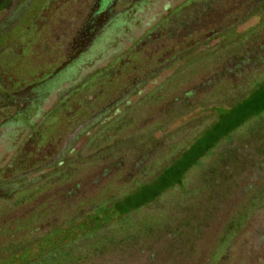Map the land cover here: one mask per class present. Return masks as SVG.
Wrapping results in <instances>:
<instances>
[{"label":"trees","instance_id":"obj_1","mask_svg":"<svg viewBox=\"0 0 264 264\" xmlns=\"http://www.w3.org/2000/svg\"><path fill=\"white\" fill-rule=\"evenodd\" d=\"M155 1L0 0V127L16 120L28 131V142L41 143L40 148L33 145L28 152L16 150L0 167V236L7 237L0 240V261L34 248L46 238L34 256L20 264H130V251L138 245L142 247L140 255L152 259L155 250L144 253L150 244V237L143 232L147 225L118 234L117 221L130 210L116 206L119 198L144 185L156 163L162 168L151 175L153 179L175 160L189 158L200 141L206 142L202 155L207 153L246 121L239 119L246 112H263L257 101L264 98V80L252 81L251 87L241 92L229 91L223 101L211 93V87L219 86L223 92L232 89L234 83L225 86V79L232 80L244 63L250 67L254 57L263 60L264 42L257 43L251 57L255 36H248L246 48L240 38L243 34L236 31L246 17L263 11L264 0H184L157 22L155 36L140 44L130 61L123 62L126 67L121 74L110 64L102 73L84 77L63 99L81 86L93 89L92 96L79 98L65 122L48 119L53 118L55 105L45 111V100L96 57L103 56L114 39L127 34L138 14L145 13ZM246 9L248 15H240ZM213 37L218 41L211 44ZM173 66L172 74L155 87L152 108L141 99L128 107L132 94L139 93L159 71ZM99 84L104 93L98 94ZM162 85L169 88L164 90ZM196 93H204L203 98H195ZM221 108L234 110L222 114L227 119H214ZM196 109L206 114L178 123ZM112 110L119 114L110 119L106 115ZM234 114L238 119H231ZM42 123L58 132L55 143L40 133ZM240 150L231 153L238 156ZM89 163L102 165L83 167ZM125 163L127 168H123ZM210 171L203 177L209 182L213 176L211 184L202 186L222 188L228 179L226 171ZM107 188H114L116 194L104 193ZM215 193L212 189L195 198L202 213L196 215L197 227L216 218L212 216L219 205ZM247 200V204L255 203L251 196ZM178 211L176 206L173 212ZM101 212H106L107 220L96 223ZM193 215L184 219V225L191 226ZM232 223L226 226L231 228ZM70 226L83 229L75 232ZM62 230L66 232L61 234ZM44 254H49L47 259Z\"/></svg>","mask_w":264,"mask_h":264},{"label":"rangeland","instance_id":"obj_2","mask_svg":"<svg viewBox=\"0 0 264 264\" xmlns=\"http://www.w3.org/2000/svg\"><path fill=\"white\" fill-rule=\"evenodd\" d=\"M183 1L157 0L145 13L138 14L135 25L127 34L123 33L121 36L116 37L103 56L96 57L83 70L78 71L71 82L61 84L45 100L43 103L45 111L50 110L55 105L54 116L48 119H58L65 122L66 119L64 117L77 106L78 99L90 97L93 93V89L81 86L79 90L63 99L65 95H68L70 89L84 77L92 76L98 71L102 73L110 64L113 65L115 71L120 73L122 67H126L123 62L132 59V54L139 48V45L146 43L155 36L153 29L157 22L166 15L170 8L181 4ZM117 7L119 8V6ZM247 11L249 10L241 11L240 15H248ZM236 32L243 34L240 38L246 48H249L247 46L248 36H255L256 39L251 44V52H249L250 56L253 57L252 53L255 52L257 43L264 42V9L256 15L246 17L237 26ZM149 33L152 35L151 37L146 35ZM217 41L218 39L213 37L211 44ZM251 61L249 63L251 68L244 63L239 71L240 73L238 72L232 80L228 77L225 79L226 81H223V85L226 83L225 86L228 87L231 82L234 83L235 86L232 89L229 88V90L223 92V88L214 85L211 87V93L216 94L219 97L218 99L223 101L225 96L229 95V91L230 93L241 92L250 88L252 81L263 82L264 54L263 60H258L254 57V60ZM174 68L175 66L161 70L155 78L147 81L141 87L139 93L132 94L129 97L128 107H132L141 99L140 101H144L147 108H152V99H154L152 96L154 95L155 87L165 81L172 74L171 72ZM98 87L100 89L98 94L105 92L102 84H99ZM161 88L164 89V86L162 85ZM121 90L116 91V93L119 94ZM261 90L264 91V84ZM61 91L63 93H60ZM158 93H155V96ZM203 95L204 93H196L194 97L201 99ZM156 101L160 102L158 99ZM222 106L226 107L227 105ZM257 107L264 110V98L257 101ZM117 108L121 109V106ZM131 112H134L133 108ZM205 112L202 109H196L194 112L179 118L181 120L178 123L187 119L202 117L206 114ZM221 112L224 113L225 111ZM252 113L246 112L245 117L248 118ZM117 114L119 113H115L112 110L106 116L113 119ZM33 120L37 122L40 119ZM203 120L208 122L209 119ZM51 123L53 122L51 121ZM49 126L50 124L45 127V124L42 123L40 133L53 143L56 141L58 132L54 129L52 130ZM27 133L28 131L22 129L20 124H16V120L0 127V167L5 166L16 150L24 149L28 152L33 145L38 147L41 145L40 140H36L33 143L28 142L25 139ZM81 143L82 140L77 143V146H80ZM205 143L200 141L197 147L192 149L193 151L189 158L184 157L175 160L160 176L153 179L151 175L156 174L162 168V164L156 163L151 167L147 176L148 181L144 185L139 186L137 191L130 193V195L119 198L121 200L116 206L123 211L129 208L130 210L118 219V234H122L125 231L141 230V226L145 224L147 227L143 229V232H146L145 234L150 237V244L146 245L148 248L146 250L148 251H144V253L150 254V250H155V255L150 259L147 254L140 255L139 249L142 247L138 245L135 247L138 248L137 250L131 249L132 251H130L132 253V255H129L130 264H264V115L262 119H246L228 137L222 138L204 156V154L202 155V144ZM42 147H44L43 144ZM239 147L241 148L240 155L238 154V156H241L240 162L237 160L238 156H234L231 153L232 150L239 149ZM174 155L178 156L177 151ZM199 157L202 159L199 163H196L200 159ZM194 163L196 164L194 165ZM238 164L239 166H236ZM101 165V163H96L95 165L89 163L84 164L83 167L92 169L99 168ZM127 166L128 163H125L123 168H127ZM213 169L220 172L226 171L224 173L228 179L224 180L222 188H217V186L213 188L210 185L208 187L202 186L204 183L211 184L213 176L209 177L210 181L208 182L204 180L203 174ZM150 176L152 179L149 178ZM244 188L246 189L243 190ZM247 188L249 189L247 190ZM212 189L216 192L213 196L214 200L219 203L217 210L212 214L216 218L208 220L207 226L197 227L199 218L196 215L202 213L199 211L201 206L195 198H200L199 196L206 194ZM113 192L116 194L114 188H107L104 193ZM220 193H222L221 199L219 197ZM252 195H255L256 198ZM185 196H192L194 198H191L194 200L188 199L186 203H183L187 198ZM250 196L254 199V204H247V199ZM176 206L179 207L180 211L173 212ZM192 209H194L193 212H191ZM236 211L237 213H235ZM195 212L196 214L193 215ZM190 215H193L194 219H190L192 222L191 226H186L187 224L184 225V222ZM236 217H240L241 220H235ZM100 220H107L106 212L100 213V219L96 223L100 222ZM231 220L234 221L232 223L233 226L228 228L226 225ZM195 227L197 229H194ZM81 229H83V226H80V229H74L73 227L69 230L80 232ZM189 230L190 232H193V230L194 232H199L193 233V235ZM178 231H181L179 236ZM64 232L66 230H62L61 234ZM227 232L228 235H225ZM230 232L231 234H229ZM56 235L57 233L51 235L50 238ZM6 238L5 235L0 236L1 241ZM153 240L156 244L152 243ZM218 240L221 241L217 242ZM47 241L48 239L46 238L42 242L37 243L34 248L20 251L15 256L0 261V264H20L26 259L33 257L34 251L41 248ZM65 248L69 249L70 247L67 244ZM48 255L44 254V258L47 259ZM33 264H41V262L36 261Z\"/></svg>","mask_w":264,"mask_h":264},{"label":"crops","instance_id":"obj_3","mask_svg":"<svg viewBox=\"0 0 264 264\" xmlns=\"http://www.w3.org/2000/svg\"><path fill=\"white\" fill-rule=\"evenodd\" d=\"M235 108V107H234ZM234 108L233 109H218L217 111H216V115H215V117H214V119H227V118H224V117H222V114H224L223 112H221V111H225V112H233V110H234ZM264 115V110H263V112H261V113H259V114H255V113H252V115L251 116H249L248 118L247 117H242V118H239V119H262V116ZM231 119H238V117L234 114V116H231ZM230 120V119H229ZM212 149V148H211ZM210 149V150H211ZM209 150V151H210ZM207 153H205L204 154V156L206 155ZM201 159L202 158H200L199 160H198V162H196V163H199L200 161H201ZM196 163H194V165L196 164ZM193 165V166H194ZM192 168V167H191Z\"/></svg>","mask_w":264,"mask_h":264}]
</instances>
